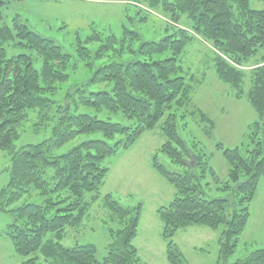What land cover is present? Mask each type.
I'll use <instances>...</instances> for the list:
<instances>
[{
  "label": "trees",
  "instance_id": "trees-1",
  "mask_svg": "<svg viewBox=\"0 0 264 264\" xmlns=\"http://www.w3.org/2000/svg\"><path fill=\"white\" fill-rule=\"evenodd\" d=\"M11 1L21 0H0V8ZM148 1L150 8H160L170 15L173 23L185 15L191 23L189 30L177 28L158 41L140 42L137 51L133 49L140 40L137 31L123 28L120 38L108 34L94 58L111 56L118 60L99 66L89 82H111L110 91L91 92L86 96L84 90L79 89L81 104L111 113L120 111L132 121L129 125L88 114L64 113L54 121L48 141L14 150L16 126L25 118L27 110L38 108L39 117L49 119L53 101L45 95L54 93L57 85L67 79L65 69L69 56L52 39L29 30L17 18L14 19L15 35L22 46L35 50L42 60L41 69L33 67L29 55L6 57L4 48L0 47V149L10 154V176L0 189V210L16 216L2 233L10 239L18 255L31 256L21 264H36L37 253L43 257L39 264H143L132 244L142 203L121 206L111 193L104 194L102 205L117 227L109 229L111 242L102 260H96L93 245L66 247L60 240L66 227L81 225L91 201L98 198L97 192L108 173V168L102 165L104 159L130 148L160 121L165 141L159 151L172 162L188 167L183 173H176L167 170L156 156L151 162L152 169L174 189L168 204L157 209L167 261L188 264L172 237L178 229L190 225L211 229L224 226L218 238L220 259L224 260L236 249L250 218V203L264 175V142H254V147L244 152L238 147L227 148L217 143L227 165V180L220 189L228 194L224 198L208 197L204 187L208 185L207 174H213L214 169L208 160L203 162V154H195L187 147L177 131L175 119L179 111L181 119L189 114L198 115L199 121L208 124L210 131L215 122L193 106V95L201 81L194 74L181 75L182 65L178 61L194 35L208 41L214 51V73L222 84L231 88L235 98H246L257 116L255 125L258 127L264 120V10L251 8L249 0ZM100 35L93 33L86 41L101 40ZM8 36H11L8 28L1 27L0 41ZM167 51L171 56L152 59L153 55ZM76 53L79 61L91 65L89 50L80 42ZM136 53L142 59H121L125 54ZM252 59L254 63L249 65ZM93 132H101L106 139L120 137L113 144L89 139L60 156L51 154L52 149L76 135ZM196 144L194 142L193 147ZM186 157L194 159V165H187ZM48 171H51L49 178L46 177ZM31 188L43 197L41 204L29 202L9 208ZM90 193L95 194L87 200L86 194ZM48 234L52 236L45 239ZM231 264H264V248Z\"/></svg>",
  "mask_w": 264,
  "mask_h": 264
},
{
  "label": "rangeland",
  "instance_id": "rangeland-1",
  "mask_svg": "<svg viewBox=\"0 0 264 264\" xmlns=\"http://www.w3.org/2000/svg\"><path fill=\"white\" fill-rule=\"evenodd\" d=\"M249 4L253 9H264V0H249ZM0 10V28L7 27L11 34L0 41V47L4 48L6 57L29 55L33 67L36 70L41 69L42 60L35 50L22 46L15 35V18L29 30L52 39L62 52L69 56L65 69L67 79L57 85L54 93L45 95L53 101L52 109L48 113L49 119H41L38 108L27 110L25 118L16 126L14 150L26 144L48 141L52 136L54 121L64 113L88 114L100 120L122 125L132 123L120 111L111 113L105 109L96 110L79 102V89H83L87 96L91 92L110 91L112 87L111 82L95 84L89 82L99 66L111 60H118L117 57L111 56L96 59L95 52L108 34L120 38L123 28L139 33L140 40L133 45V49L137 51L140 42L158 41L172 33L174 29L189 30L191 26L185 15H181L177 23L171 22L170 15L163 13L160 8H150L148 0H21L11 1ZM93 33H100L101 40L86 41ZM78 42L89 50L92 58L90 66L78 60L76 53ZM169 56L170 51H167L153 55L152 59L159 60ZM213 57L214 51L210 43L194 35L178 61V64L182 65L181 75L188 77L194 74L201 81L193 95V106L214 120L213 128L210 131L208 124L199 121L198 115L189 114L184 119L179 118L180 111L177 112L175 124L187 147L193 149L195 154H203L201 157L203 162L208 160L214 169L213 174H207L208 185L204 187L206 195L224 198L228 192L220 188L222 182L227 180V165L216 144L221 143L227 148L238 147L244 152L245 149L254 147V142H264V120L257 127L255 125L257 116L246 98H235L231 88L220 82L214 73ZM121 59L124 61L142 59V56L138 53L125 54ZM253 63L254 59L249 65ZM246 83L249 84L248 77ZM160 124L161 121L152 130L144 132L130 148L119 150L104 159L102 165L108 168V173L97 192L98 198L91 201L79 227L65 228L60 240L62 245L66 247L93 245L96 260H102L111 242L109 229L117 227L102 205L104 194L111 193L121 206L133 207L142 203L137 234L132 242L142 263L169 264L166 259V242L161 236L162 222L157 209L168 204L173 197L174 189L152 169L151 162L156 156L157 161L167 170L176 173H183L188 167L172 162L166 154L159 151L165 141ZM119 137L116 135L113 139H106L101 132L80 133L60 147L52 149L51 154L60 156L85 140L102 139L113 144ZM194 142H197L195 147ZM185 163L194 165L195 161L186 157ZM50 175L51 171H48L46 177L49 178ZM9 176L10 154L0 149V189L7 184ZM93 194L95 193L86 194V199L89 200ZM42 200L43 197L38 191L31 188L9 208L13 209L29 202L41 204ZM249 210L250 218L236 249L224 260L218 255V238L224 228L223 225L216 229L190 225L178 229L172 240L188 264H231L256 249L264 248V175L258 182ZM15 219L13 212L0 210V264H21L31 257L18 255L10 239L2 233ZM51 236L48 234L45 239ZM36 255L39 256L36 264H39L43 257L38 253Z\"/></svg>",
  "mask_w": 264,
  "mask_h": 264
},
{
  "label": "water",
  "instance_id": "water-1",
  "mask_svg": "<svg viewBox=\"0 0 264 264\" xmlns=\"http://www.w3.org/2000/svg\"><path fill=\"white\" fill-rule=\"evenodd\" d=\"M236 187H237V185H236Z\"/></svg>",
  "mask_w": 264,
  "mask_h": 264
},
{
  "label": "crops",
  "instance_id": "crops-1",
  "mask_svg": "<svg viewBox=\"0 0 264 264\" xmlns=\"http://www.w3.org/2000/svg\"><path fill=\"white\" fill-rule=\"evenodd\" d=\"M264 10V9H263Z\"/></svg>",
  "mask_w": 264,
  "mask_h": 264
}]
</instances>
